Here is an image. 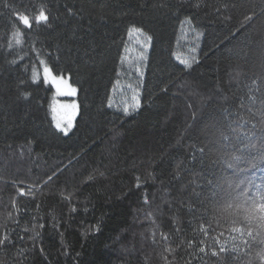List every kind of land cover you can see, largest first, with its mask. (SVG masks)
<instances>
[{"label":"trees","instance_id":"obj_1","mask_svg":"<svg viewBox=\"0 0 264 264\" xmlns=\"http://www.w3.org/2000/svg\"><path fill=\"white\" fill-rule=\"evenodd\" d=\"M259 184L264 0H0V264H264Z\"/></svg>","mask_w":264,"mask_h":264},{"label":"snow or ice","instance_id":"obj_2","mask_svg":"<svg viewBox=\"0 0 264 264\" xmlns=\"http://www.w3.org/2000/svg\"><path fill=\"white\" fill-rule=\"evenodd\" d=\"M15 19L19 22H21L23 25L27 26V27H31L32 26V20L31 18L27 15H20L18 12L14 14ZM49 20V15L46 11L41 10L39 11V13L35 16V22L36 23H47ZM151 38L149 37V40ZM19 43V41H18ZM13 63H15V61H13ZM185 64H187L189 67L191 66V62L190 61H184ZM43 73L45 76L46 80H50L51 83H53L56 87L57 92H59L60 94H66V95H71V96H75L77 93V89L75 87H73L69 81L67 79H65L62 75L61 76H57L56 73L52 70L51 67L44 65L43 66ZM25 98H27V93L24 94ZM67 109H71L70 112L65 114V121H66V126L61 124L60 120L56 121V128L60 129L61 131H63L65 134H67V132L69 131V129H71V127L73 126V117L76 114V109H77V105L75 103L71 104V105H65L64 106ZM136 107H139V102L137 101ZM124 112L125 114L128 113V108L125 107L124 108ZM232 165L230 164L229 167H231ZM51 179V177L49 178ZM217 188H219V185H217ZM21 192H23V189H21ZM256 201H259V203L257 204ZM246 204H250L251 206L255 207L257 211L260 212H264V184H259L256 186V191L253 194V196L249 199H247L245 201ZM242 231V229H241ZM249 235L251 236L252 233L249 232ZM261 243H264V238L261 239Z\"/></svg>","mask_w":264,"mask_h":264},{"label":"rangeland","instance_id":"obj_3","mask_svg":"<svg viewBox=\"0 0 264 264\" xmlns=\"http://www.w3.org/2000/svg\"><path fill=\"white\" fill-rule=\"evenodd\" d=\"M148 44H149V40L144 34H142L139 30H132L129 33L128 43H127L126 55L128 56V59L140 60L144 51L148 48ZM44 65H47V64L42 60L40 67L35 68L33 72H34V78L36 80L41 77L44 82L50 84L54 89V94H53L52 101H51V117H52L54 125L56 124L57 120H60L61 124L66 126V121H65L64 117H65L66 113L71 111V109H67L64 106L65 105H71L73 103H75L77 105L76 114L73 117V124H74V121H75V119L78 115V111H79L77 93L75 96H71V95H66V94H60L59 92H57L55 85L53 83H51L50 80L45 79V76L43 73V66ZM57 76H61V75H57ZM63 77L69 81V78L67 76H63ZM69 83L71 84L70 81H69ZM73 87H75V86H73Z\"/></svg>","mask_w":264,"mask_h":264}]
</instances>
